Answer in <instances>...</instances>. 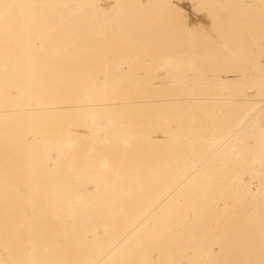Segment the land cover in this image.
I'll return each instance as SVG.
<instances>
[{
  "label": "bare ground",
  "instance_id": "obj_1",
  "mask_svg": "<svg viewBox=\"0 0 264 264\" xmlns=\"http://www.w3.org/2000/svg\"><path fill=\"white\" fill-rule=\"evenodd\" d=\"M246 1L248 3L245 0H219L221 3L218 0H203L201 2L208 5L203 10L207 11L208 8V13L214 20L211 21L212 23H217V18L221 16L239 17V19L240 16H259L264 22V0ZM100 2L101 0H0V130L4 127L6 129L9 124H11V128L10 126L7 128L15 129L17 135L15 143H18V146L14 150H18L15 156L20 162L26 161L25 158H30L26 155L21 156L20 153L25 149L34 150L36 153L41 152L42 157L52 158L51 156L54 155L56 160L63 158L64 149L68 146H73L76 150L85 149L86 157L92 160L104 157L107 150H116V147L121 149L125 146L121 144L124 142V138L119 143L115 142L118 136L114 140L112 137L119 135L120 131L123 133L128 131L129 127L123 128L125 131L121 128L126 125L124 121L121 122L123 125H120L121 127L114 122L113 126H118V128L114 126L116 132L112 130L108 132V130L105 131L106 128H101L103 125H97L94 119L91 122L86 120L89 123L87 124L82 120H80L81 122H71L66 116L62 119L56 117L51 119L46 118L45 115L56 116L60 114L57 113L58 111L63 114L68 109L75 108V111L77 108H83L57 107L65 103L64 99L69 101V97H75L78 100V97L89 96L96 87L101 86L98 81L100 74H103L102 84L106 86L107 83L113 85V82H117L118 79L115 75L117 72H120V78H125L127 74L124 70L128 65L125 60L127 59L133 62L132 66L127 68L129 73L134 71L133 66H142L143 64L150 68L152 63L158 62V60L163 61L164 56L162 58L159 56L160 50L164 51L165 46V42H161L162 40H181V42L174 41L173 43L180 48L184 45L189 46L195 53L196 49L193 46L202 45L201 37L206 34L205 31L200 37L199 33L204 30L203 28H200L199 31L193 30L187 21L181 20V10L175 7L171 0H105V3H112L109 9H102L99 6ZM217 2L221 5L218 6ZM246 4L249 6L245 7ZM203 10L201 9V11ZM219 21L221 20L219 19ZM73 23L78 25H72ZM87 23L89 25L96 23L94 28L97 30L93 28L94 32H92L93 30L90 29L92 25L86 27ZM219 29L221 28L218 27L217 34L221 32ZM236 29L231 30L234 36H236ZM87 33L90 34L87 35ZM224 36L225 33L222 39H227ZM226 45L228 47L230 45L231 48V43H223L221 47L225 49ZM233 46L232 44V48H234ZM150 51H153L152 56ZM148 52L152 58L149 56L147 58ZM258 66H260L259 62ZM161 68L168 69L167 66ZM125 82L131 84L127 80ZM114 87L116 88V86ZM93 88L94 90H92ZM13 91L16 98L11 94ZM183 97L182 100L186 102L192 112L194 110L193 114L195 115H197L195 112L198 111L196 109L203 110V104L209 100L197 98L193 94ZM62 98L64 99L60 101ZM110 100L112 101V99ZM68 101L66 104H85L88 100ZM102 102L106 105L108 103ZM185 102L180 103L185 105ZM221 102L223 101L221 100ZM220 103L217 106H223ZM148 106L147 108H149ZM174 106L172 107L174 108ZM141 107H144L145 110V105ZM95 109L98 110L97 107ZM112 109L114 110V108ZM159 109L161 108L159 107ZM83 110L85 112V109ZM119 110L120 108H118ZM125 110H123L124 113ZM130 110L126 113H130ZM66 112L72 113L73 110ZM202 112L204 111H201L200 114H203ZM141 113L138 112V114ZM62 114L60 115L62 116ZM105 114L108 117V113ZM116 115L118 116L117 113ZM150 115L152 116V114ZM189 115L192 116L190 113ZM189 115L186 116L187 118L185 115H183L184 118L178 116L174 120L175 122L165 119L178 125L175 130H169L171 128L167 129L164 126L168 125L170 121L168 123L165 121L166 124H164L165 122L162 124L168 131L163 128L158 130L161 127L157 128L158 124L155 123L156 130L160 135L163 136L164 133H167L168 148L171 146L172 149L186 147V143V145L180 146L183 140H180V135L189 130L188 126L190 128L187 123L190 124L194 118L192 117L190 120ZM85 117L88 119L90 116ZM143 117H141L142 120H145ZM102 118L104 120L105 117ZM126 118L130 120L129 117ZM132 119L134 120L133 116ZM196 120L194 119L193 124ZM137 121L139 122L138 119ZM137 121L135 122L137 123ZM149 121L147 125L153 123H149ZM139 123L141 126L143 125L142 122ZM109 124V128L112 127L111 123ZM132 125L134 128L135 125ZM170 125L172 126L173 123L168 126ZM144 127L139 126L138 128L143 129ZM235 128L227 130L228 135L222 134L220 139L228 137L227 142L230 141L237 134ZM81 129L89 130L90 135L78 134ZM137 129L128 131H136L132 135L136 142L127 140L130 137L125 138L124 144L128 141L129 144L130 142L137 143L131 144L132 149L134 146L136 149V145L138 146L139 142L146 139L145 137L142 139L144 135ZM156 130L153 133L150 131L152 133L150 135L154 136ZM193 131L195 133V130L192 129V133ZM229 134L231 135L229 136ZM177 135L179 139L175 138ZM146 141H143L144 144H142L145 145ZM147 142H150L149 139ZM117 143L119 144L117 145ZM151 143L154 146V142ZM221 143L223 142L221 141L220 145ZM263 143L259 141L255 147L253 146L254 150L249 165L252 175L255 174V178H258L257 181L260 179L256 187H251L250 184L244 182L232 183L230 186L227 184L228 187L224 185V192L221 190L219 192L217 189L213 193V186H209L210 179L209 184L208 180H203L207 181L204 182L206 184L197 182L196 179L201 176V170L199 167L195 169L192 167L191 172L196 171L197 178L192 173L190 174V168L179 170L177 176L173 174V178L169 176L172 179L168 177L170 180L159 177L155 181H129L135 183L124 181L113 183L102 179L100 173H96L89 183V188L82 187L79 191L69 192L56 188L45 195L35 196L31 193H20L18 189L13 195L0 196V264H264ZM160 144L162 146L163 142ZM120 145L122 146L119 147ZM141 145L139 147L144 148ZM231 146L236 145L231 143ZM160 148L162 151L164 150L163 147ZM191 149L194 147L192 146ZM220 149L214 151L215 155ZM235 149L234 147L232 150ZM249 149L251 150V147ZM170 150L168 149V151ZM152 151H154V147ZM112 153L115 154L113 151ZM188 153L185 154L189 155ZM239 154L237 150L234 156L239 157ZM150 155L148 154V156ZM118 156L119 154L115 155L113 159L116 157L118 159ZM129 156L132 158L131 154ZM153 156L156 157L155 153ZM128 157L120 159L123 162L131 159ZM150 157V160L157 158ZM232 158L234 157L232 156ZM117 159L113 162L116 161L118 164ZM117 164L115 163V165ZM48 165L47 167L52 170L60 166L57 163ZM106 166L107 162L104 167ZM42 167L46 166L42 165ZM188 167H191L190 164ZM172 172L177 173L176 170Z\"/></svg>",
  "mask_w": 264,
  "mask_h": 264
},
{
  "label": "rangeland",
  "instance_id": "obj_2",
  "mask_svg": "<svg viewBox=\"0 0 264 264\" xmlns=\"http://www.w3.org/2000/svg\"><path fill=\"white\" fill-rule=\"evenodd\" d=\"M104 1L105 0H101L99 6L102 9H109L112 6V3L111 2L105 3ZM201 1H203V0H171L172 4L181 10V15H180L181 20L187 21L190 28H192L193 30H198V31L200 28L204 29V30L202 29L204 32L200 31L201 32V33H199L200 37H201V34H204L206 31V34L202 35V37H201L202 41H203L202 45L199 44V45L193 46L196 49L195 53H194L193 49L189 46L184 45L180 48V46H177V45L175 46V44L173 43L174 41L175 42L176 41L181 42V40H178V39L177 40L176 39L162 40L161 42H163V43L165 42L164 43L165 46L163 49L164 51L160 50L161 53L159 52V54H160L159 56H160V58H162L164 56L163 61L160 62L158 60V62L152 63L150 68L146 67L143 64H142V66H140V65L139 66L136 65L135 67L133 66L134 71H131L132 73L131 72L129 73V71H127V68L132 66L133 62L130 59H127L125 61L127 62L128 65H127V67H125V70H124L125 74H127L126 75L127 78L126 77L120 78L119 77L120 72H117L115 74L117 76V79H118L117 82H113V85L107 83V86H106V85L102 84L104 79H103V74H100L98 77V81H99V84L101 86L98 88L96 87L97 89L95 88V90H94V88L92 89V90H94L93 92L96 94L91 92L89 94V96H85V98L83 96H81V98L78 97V100L75 97L74 98L71 97L72 99L69 97V101L62 98V99H60V101H62L64 99L65 101L63 100V102H65V103L58 105V107H57V108H62L64 106H66V107H83V108H79V109L77 108V110H75V111H74L75 108L68 109L69 111L73 110L72 113H67L66 111H68V110L64 111L63 114L58 111L57 113L62 114V116L60 114H57V113H56L57 114L56 116L55 115H45V116H47L46 118H51V119L55 118V117L57 119H62V117L66 116V118L69 119V121H71V122L82 120L83 123L86 120L91 122L92 119H94L95 123H97V125H100V126L103 125L101 128H103V129L106 128L105 131L108 130V132H111L110 130L116 132V128H118V126L119 127L123 126V125H121V122H123V121H124V124H126V125L124 127H121V128L123 129V128L129 127V128H127L128 131H130V130L132 131V129L136 130L139 126L140 127L145 126L143 129L142 128L137 129V131L141 132L144 136H142L141 134H137V135L142 136V139L145 137L146 138L145 140H147V141H148V139L150 142L153 141L154 146L152 143L150 144V142L148 143L147 141H146V144L143 145L144 144L143 141H145V140H142L141 142H139L138 146L136 145L137 150L134 148L135 146L132 149V145L137 144V143H133V144L131 143V142H134L136 140L134 138V136L132 137V135L135 134L136 131H134V132H128L127 131L128 134H127V132H125L126 133L125 134V133L120 131L119 135L112 137L114 140V138L118 136L119 141H117L118 140L117 139L115 142L120 143L121 139H123V138H124V142H125V140H126L125 138H128V137H130L131 139L128 138L127 140H132V141L130 142V144H129V141H128V143L126 142V144H124V142H122L123 141L122 140L121 144L125 145V146L121 147L122 145H120L119 147H121V149L120 148L118 149L116 147L115 149L116 150L118 149L117 151L112 149V151L115 152V154L112 153L111 150H107L106 151L107 153H105V154L108 155L110 153L107 157H105L106 156L105 155L104 157H100V158H97L95 160H92V159L86 157L87 153H85V149L76 150L73 148V146H68L64 149V156L60 160H56L54 155L51 156L52 158L47 157V156L42 157L41 152L36 153V152H34V150H26L25 149L20 153L21 156L24 157V155H26L27 157H30V158L29 159L25 158L26 161L20 162L17 159V157L15 156L18 153L17 152L18 150L17 151L14 150V148H16V146H18V143L17 144L15 143V138L17 135L15 132V129H10L11 124H9L8 126H10V128H7L8 126L6 127V129H8V130H6L5 127L2 128L3 130L2 129L0 130V196L13 195V193H15L16 190H18V189H19L20 193H24V194L31 193L35 196L36 195H45L47 192H50L56 188L64 189V190H67L69 192L79 191L80 188H82V187L89 188V183H91L90 181L93 179V177L96 173H100V175L102 176V179H104L106 181H111L113 183H117L120 181H124V182H128V183H135V182H129V181H136V180L155 181V180H158L159 177H161V179L164 178L165 180H167L169 178L172 179L173 174L178 175V172H180L179 170H182L185 168H187V169L190 168L191 170H189V171L191 174L192 173L191 172L192 167H194V169L196 167L197 168L199 167V169L201 170L200 175L203 177L201 178V176H200L198 178L199 180L201 179L200 181L198 179H196L197 182L204 183L207 181H203V180H208L207 183L209 184V179H210L209 186H213L212 187L213 190L211 189L212 192L213 191L216 192L217 189L219 192H220V190L224 192V187L227 186V184H229L228 186H230L232 183L237 184L240 182L250 184L251 187H256L257 184L259 183L260 179L257 181L258 178H255V174L252 175L253 173L250 171L249 165L251 164L250 161L252 158V152L254 150V147L256 146V144L259 143V141L262 143L264 142V25H263L264 22L261 19L262 17H259V16H254V17L253 16H249V17L248 16H246V17L240 16L241 21H240L239 17L234 18V17H228V16L227 17L221 16V17L217 18L218 19L217 23H215V22L212 23L211 21H214V20H212L210 13H208V8L206 9L207 11L203 10V9H205V7H208V5L207 4L205 5V2L203 3ZM218 2H219V0H218ZM245 2L248 3V1H246V0H245ZM201 3H202V7H201ZM219 3H221V2H219ZM219 3H218V6L221 5ZM247 5L249 6V4H246L245 7H248ZM201 9L203 11H201ZM222 17L224 20L222 19ZM219 19L221 21H219ZM232 19H236V20H232ZM238 19H239L240 23H239ZM226 20L228 21V23ZM224 21H225V23H224ZM236 21H237V23H236ZM233 22H234V24H233ZM220 23H221V25H220ZM74 24L75 23H73L72 25H74ZM90 24L92 25L93 23H90ZM95 24L96 23H94V25H92L93 26L92 27L91 25H89L87 23L86 27L89 25L88 27L91 26L90 29L93 30ZM213 24H215L217 26H215ZM79 25H81V24H79ZM260 26L261 27L263 26V28H261ZM218 27L221 28V29H219V31L222 32V30H223L222 33L219 32V34H217ZM224 27H226V28L228 27L227 29H230V30L227 31V29ZM233 28L239 29V30L236 29V32H235L236 36L233 35L234 34L232 32L234 30ZM95 30H97V29H95ZM230 31L232 32L231 34H230ZM89 32H90V30H89ZM92 32H94V30ZM214 32H215V35H214ZM226 32H228V33H226ZM224 33H225L224 37L227 39H222ZM88 34H90V33H87V35ZM207 35H209V36H207ZM203 38H205V40H203ZM228 41H229V43H228ZM34 42L37 43L35 40H34ZM166 43H168L170 45H168ZM216 43H218V44H216ZM223 43H226V44L231 43V48H230V45H229V47L226 45V47L228 49L226 47H225V49L222 48L221 46ZM232 44L234 45L233 46L234 48H232ZM235 44H236V46H235ZM166 46H168V47L166 48ZM169 46H171V47H169ZM169 48H170V50H169ZM156 52H157V50H156ZM163 52H165V53H163ZM148 54H149V52L147 53V58H149L153 55V51H150L151 56ZM145 57H146V54H145ZM258 62L260 63V66H258ZM163 66H165V67L167 66L168 69L167 68L165 70L162 69L161 67H163ZM122 77H124V76H122ZM119 80H121V81H119ZM126 80L131 82V84L130 85L126 84V82H125ZM120 82H124L125 84L120 83ZM129 82H127V83H129ZM114 86H116V88ZM96 90H97V92H96ZM11 94L14 98H16V94H14V91ZM187 94H191V95L193 94V95L197 96V98L199 97V98L209 99L207 101V103H205V102H204L205 104L202 103L203 104V108H202L203 110L196 109L198 111H196L195 113L199 117L197 115L193 114L194 110L192 112V110H190V107L186 104V102L184 100H182L184 98L183 96L187 95ZM91 96H93V97H91ZM65 98H67V97H65ZM149 98H150V100H149ZM110 99H112V101ZM217 99H218V101H217ZM226 99H228V100H226ZM70 100H72V101L74 100L77 102L79 100H83V101L88 100V101L85 104H80V103L66 104V101L72 102ZM126 100H128V101L130 100V101L128 102ZM221 100L223 102H221ZM102 101L108 102L107 105H111L112 107L107 106L106 103H104ZM180 102L182 104H183V102H185V105H182ZM220 102L222 103V105L224 107L220 106V105L217 106L218 103H220ZM224 102L227 104H225ZM157 103H158V108L159 107L161 108L159 110L157 108ZM210 103H211V105H210ZM104 104L106 106H103ZM124 104H126V105H124ZM149 104L152 107L154 105V107L152 108V107L148 106ZM174 104H175V106L176 105H178V106L175 107ZM114 105L117 107H115ZM143 105H145V110H144V107H141ZM147 106L150 109L147 108ZM172 106H174V108ZM180 106H184V107H180ZM186 106H188V107H186ZM96 107L98 110L95 109ZM109 107H111V108H109ZM127 107H128V109H127ZM129 107H131V108H129ZM155 107H156L158 112L155 111L156 110ZM185 107H186V109H185ZM112 108H114V110ZM116 108H117V110H116ZM118 108H120L121 111L120 110L118 111ZM136 108H137V110H136ZM83 109H85V112ZM94 109L97 112L96 114H95ZM106 109H107V112H106ZM124 109H126L125 110L126 112H129L130 109L132 111L130 110V113H126V112L124 113L123 112ZM141 109L144 111H142ZM151 109H154V110H151ZM161 110H163V112H161ZM184 110H186V111H184ZM220 110H222V111H220ZM98 111L102 115H99L100 113ZM137 111L138 112L140 111L142 113L138 114ZM176 111H177V113H176ZM187 111H189V112H187ZM201 111H204L205 113L202 112L203 114H200ZM90 112H92V113H90ZM183 112H187V113H183ZM105 113H108V117L105 116L106 115ZM116 113L118 114V116L116 115ZM143 113H145V114H143ZM189 113L192 116H190ZM126 114L127 115L129 114V115L127 116ZM150 114H152V116L153 115L154 116L152 117ZM58 115L61 117H59ZM74 115L77 117H75ZM87 115L90 116V117H88V119H86L87 117H85ZM119 115H120V117H119ZM122 115L123 116L125 115V116L123 117ZM183 115H185V118H187L186 116L189 115L190 120H192L191 118L193 117L195 120L197 119L200 121L196 120L193 124V121H194V119H193L192 122L190 121V124L188 122L187 124L190 125V128L188 126L189 130L184 133L185 136L183 133H181L183 136L180 135V138H181L180 140L183 139L181 142L182 144L180 146H183V144L186 143L187 145L186 144L185 145L187 148L186 147H183V148L178 147L180 149H177V148L172 149V146H171L170 147L171 150H170V148H168L169 142H167V140H168L167 139L168 138L167 133L166 134L164 133L163 134L164 137H163L157 131L159 129L162 130V128L165 129L162 124L165 121L167 123L170 121V120H165V119H171L172 121H174L178 116L184 118ZM193 115H195V116H193ZM51 116H53V117H51ZM115 116H116V119H115ZM132 116H133L135 121H137V119H138L139 122H142L143 125L141 126V123H139L138 121L136 123L132 119ZM143 116H145V117H143ZM146 116H149L151 118V121H149L150 118H148ZM79 117H80V119L78 120ZM98 117H100V118H98ZM102 117H105L104 120ZM126 117H129L130 120L127 119ZM141 117H143L145 120H142ZM201 118H203V119H201ZM106 119H108V120H106ZM124 119L125 120L127 119L126 121H128V120L129 121L126 122ZM120 120H122V121H120ZM88 121H86L87 124H89ZM98 121H99V124H98ZM106 121L111 123L113 128H115V127L116 128L113 130V128L110 126V128H111L110 129L109 128L110 124L109 123H108L109 125L106 124L107 123ZM148 121H149V123H151V122H153V123L147 125ZM172 121H170L171 123H173L172 126L170 125L171 127L168 126L169 124H171L170 122L168 123V125L166 124V122L164 123V124H166L164 126L167 127V129H168V127L171 128L169 130L177 129L176 126H178V125L176 123H174L175 121L174 122H172ZM113 123L118 125V126L114 125L115 126L114 127ZM155 123H156V125L158 124L157 128L158 127H161V128H158V130H156ZM105 124L107 127L105 126ZM132 124L135 125L134 128H132V126H133ZM82 125H84V124H82ZM85 125H86V123H85ZM146 125L148 126L147 128H146ZM77 126H79V125H77ZM80 126H81V124H80ZM150 128H151V130H149ZM154 128L156 130L155 135L151 136L152 133L155 131ZM230 128H232V129L235 128L237 130L236 136L234 138L232 137L231 138L232 140L230 139V141H228V142H227L228 137L227 138L223 137L220 139V137H222L223 135L224 136L228 135L227 130H229ZM167 129H165V130L168 131ZM192 129L195 130V133H194V131L192 133ZM86 130L87 129H85V130L81 129L78 132V134H80L82 136L83 135L84 136L90 135L89 130H87V131ZM123 130L125 131V129H123ZM148 130H149V132H148ZM165 130H163V131H165ZM150 131L152 133H150ZM121 133H123V134H121ZM189 133H190V135H189ZM230 135L231 134H229V136ZM147 136H148V138H147ZM191 136H192V138H191ZM177 137L179 139L178 135L175 138L177 139ZM218 137H219V140H218ZM186 138H188L189 140H187ZM193 138H194V140H193ZM224 138L226 139L225 141L223 140ZM233 139L237 140V141H234ZM161 141L163 142L162 146H160L161 145L160 143H162ZM221 141L223 143H221V145H220ZM119 143H117V145ZM167 143H168V145H167ZM231 143H232V145H236V146H231ZM156 144H158L159 146H157ZM228 144H230V145L228 146ZM139 145L143 146L144 148L139 147ZM149 145H151V146H149ZM202 145H204L205 147L204 146L199 147ZM147 146H148V148H147ZM165 146H167V148L170 151H168L167 148H164ZM192 146L194 147V149H191ZM153 147H154V151H152ZM159 147H163V149L167 150V151L164 152V150L162 151L161 150L162 148L159 149ZM227 147H229V150H231L232 153H231V151L227 150ZM234 147L236 149L232 150V149H234ZM248 147L249 148L251 147V150ZM188 148H190V149H188ZM203 148H204V150H203ZM181 149H182V151H181ZM199 149H201V150L199 151ZM217 149H220V151L218 152V154L215 155V152L217 151ZM247 149H248V151H247ZM138 150H139V152H136ZM156 150H158V151H156ZM188 150H189V153H188ZM191 150H193V151H191ZM226 150L229 152H227ZM237 150H238V153H240L238 155L239 157H237V155L234 156L237 153ZM118 151H119V153H118ZM183 151L185 153L187 152L189 155L185 154ZM135 152L138 154H136ZM220 152L223 154H221ZM116 153L119 154L118 159H117V157H116V159L118 160V162L120 164L119 163L117 164L116 161L113 162L114 160H116V159H113V158H115L114 156L118 155ZM154 153H155V156L157 158L154 156L152 157V155H154ZM198 153H200V154H198ZM112 154H114V155H112ZM127 154H128V156L131 154L132 158L130 156L128 157ZM148 154L149 155L151 154L150 155L151 157L148 156ZM160 154H161V156H159ZM173 154L177 157H175ZM181 154H182V156H181ZM103 155H104V152H103L102 156ZM110 155H111V157H110ZM232 156L234 158H232ZM124 157H125V159H127V157H128V159L129 158H131V159L130 160L124 159L125 161L122 162L120 158H124ZM133 157H135L136 159H134ZM145 157H146V159H145ZM149 157L152 159L153 158H156V159L150 160ZM186 158H187V160H186ZM119 159H120V161H119ZM175 159L179 160V161L177 162ZM230 159H231V161H230ZM106 162H107V166L104 167ZM192 162H194V163H192ZM200 162H201V164H199ZM53 163L60 164V166L58 168L56 167L53 170L51 168L47 167L48 164H49L48 166H50ZM115 163L117 165H115ZM41 164L43 166H46V167H42ZM189 164L191 167H188ZM197 164L200 165L201 168ZM204 165H206L207 167ZM175 170L177 171V173L172 172ZM101 171H105V172L103 173ZM199 171H197V172H199ZM202 171L203 172L205 171V172L203 173ZM250 172H251V174H249ZM193 173H192V175L194 176L196 171H193ZM196 174H198V173H196ZM205 174H206V176H205ZM169 176H171L172 178ZM208 176H209V178H208ZM194 177H196V175ZM145 183H147V182H145ZM204 184H206V183H204ZM61 187H64V188H61Z\"/></svg>",
  "mask_w": 264,
  "mask_h": 264
}]
</instances>
